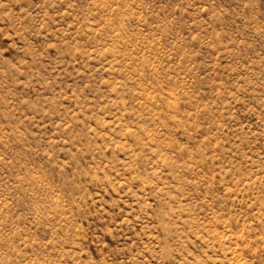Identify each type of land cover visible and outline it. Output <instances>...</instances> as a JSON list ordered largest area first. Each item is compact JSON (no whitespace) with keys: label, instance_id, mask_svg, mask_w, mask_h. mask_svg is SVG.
Returning a JSON list of instances; mask_svg holds the SVG:
<instances>
[{"label":"rangeland","instance_id":"1","mask_svg":"<svg viewBox=\"0 0 264 264\" xmlns=\"http://www.w3.org/2000/svg\"><path fill=\"white\" fill-rule=\"evenodd\" d=\"M0 264H264V0H0Z\"/></svg>","mask_w":264,"mask_h":264}]
</instances>
